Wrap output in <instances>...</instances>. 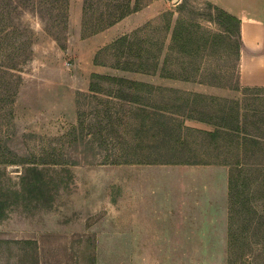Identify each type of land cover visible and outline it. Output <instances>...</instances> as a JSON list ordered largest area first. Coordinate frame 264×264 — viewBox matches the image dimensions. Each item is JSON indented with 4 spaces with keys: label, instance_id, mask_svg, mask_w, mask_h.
Here are the masks:
<instances>
[{
    "label": "rangeland",
    "instance_id": "374dc122",
    "mask_svg": "<svg viewBox=\"0 0 264 264\" xmlns=\"http://www.w3.org/2000/svg\"><path fill=\"white\" fill-rule=\"evenodd\" d=\"M10 1L11 8L16 7L10 17L20 29L17 39L27 40L29 46L17 51L20 59L26 60L21 62V68L13 71L14 76H6V81L12 82L4 93L6 120L0 122V145L3 157L7 155L17 162L0 163V264H264V198L245 196L256 185L248 177L253 166L242 163L234 168L241 171L239 180L237 171H231L234 166L213 162L216 148L196 131L200 129L189 124L185 133L191 141L197 138L199 145H192L187 151L197 155L208 152L206 163L217 167L211 172L216 190L208 189L204 194L223 198L219 186L225 175L226 182L230 175L233 181L238 179L237 192L244 194L236 201L227 189L228 246L222 241L223 232L218 231L215 236L205 238L212 243L216 240L212 250L133 251L130 236L124 235L123 230L105 226L106 217L113 215L116 208L113 203H105L107 194L113 190L105 180L111 167L137 163L134 160L123 163L124 156L119 154L135 151L133 143L138 142L131 137L136 133L134 115L141 113L138 110L141 104L121 102L113 94H107L111 86H104L99 92L90 91L93 73L126 76L153 84L154 92L149 100L145 99L148 107L143 104L144 109L161 111L175 122L186 123L188 115L218 122L224 113L233 114L236 110L239 117L251 118L254 113L256 117L258 113L264 116V89L244 90L240 86L231 55L210 47L204 58L182 66L175 56L167 59L170 33L165 35L161 29L153 32L148 27L146 32L155 33L164 41L161 59L174 78L112 69L114 57L103 49L119 36L147 24L162 27L160 17L165 11H173V24L177 16L175 5L180 0H148L113 25L95 33L89 31L85 36L81 31L83 0H68L66 23H60V29L54 27L52 32L47 27L53 20L46 9L40 11L45 6L38 0ZM186 1L185 11L200 8L207 1L217 5L215 0ZM219 1L225 4L231 0ZM239 1L232 0L236 4ZM3 5L6 0H0V6ZM202 24L211 32L217 30L213 22L204 20ZM107 113L112 117H107ZM120 118L127 125L117 123V131L109 134L101 130L106 121L118 122ZM204 127L201 130L214 128L207 123ZM127 128L131 130L128 132ZM154 129L149 133H156ZM250 131L264 139V130L251 127ZM142 137L145 139L140 143L149 146L142 152L151 155L148 160H159L167 166L173 163L168 162L174 159L171 155L178 153L173 149L182 152L188 148L172 147L162 135L150 145ZM243 149H239L240 154ZM224 152L228 154L230 149L227 151L225 147ZM225 158L228 160L229 156ZM119 175H123L121 171ZM187 177L190 179L189 173ZM245 178L247 182L243 181ZM204 179L209 176L204 175ZM249 185L250 189L245 190ZM191 186L188 183L187 194H194L189 191ZM259 190L264 192L262 187Z\"/></svg>",
    "mask_w": 264,
    "mask_h": 264
},
{
    "label": "trees",
    "instance_id": "16d2710c",
    "mask_svg": "<svg viewBox=\"0 0 264 264\" xmlns=\"http://www.w3.org/2000/svg\"><path fill=\"white\" fill-rule=\"evenodd\" d=\"M38 1L40 5L45 6V8L40 9V11L46 9L49 18L53 20L52 25L47 27L49 31L52 32V29L58 27L60 23H66L68 0ZM147 1L148 0H83L82 35H87L89 31L95 33L113 25L128 14L139 10ZM11 5L12 2L6 0V5L0 6V122L4 119L6 120V95H4V93H6V87L12 82L6 81V76L7 74L14 76L15 74L13 71L21 68V62H25L26 60L25 58L21 60L17 51L22 50L24 47L25 50H27L29 46L27 40L17 39L20 29L18 24L12 22L13 19L10 17L11 11L16 10V7L11 8ZM186 6V0H180L175 5L177 16L173 24V11H165L160 17L163 24L162 27L147 24L134 30L130 34L119 36L108 44L103 50L110 52L114 57V61L111 63L112 69L123 73L158 74L160 77L174 78L173 75L166 71L167 63H165V61L163 62L161 59L164 41L155 33L148 34L146 29L149 27L153 29V32H157L161 29V32H165V35L170 33V44L168 45V51L166 53L167 59L175 56L177 59L181 60L182 66L196 59L204 58L205 52L210 47H216L217 50L226 53L227 56L231 55L235 62L233 66L235 65L236 78L239 82L238 60L241 48L240 20L222 7L208 1L205 2L202 7L195 8L191 11H185V9H187ZM183 12H186L188 15H186V13L184 15ZM204 20L213 22L217 30L211 32L202 24ZM143 32H145L144 37H142ZM6 52L8 53L6 54ZM94 62L98 64L97 59H95ZM16 76L19 77V75ZM91 76L92 81L89 83L90 91L99 92V90H103L104 86H111V89L107 90V94H113V97L121 102L141 104V107L138 109H141V113H135L134 115L136 118L135 126H137L136 133L133 134L134 138L131 137L138 143H133L135 151L132 153L119 154L124 156L123 163H131L133 160L137 163H144V161L145 163H162L155 159L148 160V157L151 155H146L142 152L149 146H144L140 143L141 140L145 139L142 136L148 139L150 145L159 135H162L164 139L170 141L172 147H188L186 150L183 149L182 152H180V149H173V152L176 151L178 153L171 155L174 159L168 161L169 163L173 162L171 164L184 163L191 165L207 164L205 156L210 155L208 152L197 155L193 154L191 151H187L192 145L198 146L199 143H196L197 138L193 141L188 139L190 137L185 133L188 127L184 122H175L174 118H168L161 111L152 108L151 110L144 109L148 107V101L144 104L145 99L149 100L150 94L154 92L152 90L154 88L153 84L113 74L93 73ZM242 88L244 90L264 89V87L246 86ZM14 90L15 89H13V92L11 91L9 97L11 100L15 92ZM143 94H147L146 97H144L145 95ZM253 116L251 118H247V116L239 117V111L236 110L233 111V114L224 113L218 122H211L192 115H188L186 118L201 121L214 127L212 131L196 130L204 134L203 136L207 138L206 140H208V143L216 148L217 152H214L216 154L214 155L215 161L213 162L234 166L231 171H237L239 180H241V171L234 168L240 166L242 163H249L253 166L251 167L252 171L248 174V177L251 179V183L255 182L256 185L251 192H247L249 196H245L262 199L264 198V192L259 190V188H264V139L258 135L259 133H251L250 130L251 127L258 131L264 130V116L261 113H258V117H256V113H254ZM107 117L111 118L112 115L107 113ZM117 120L118 122H114V120L106 121L105 124L102 125L101 130H105L109 134V132H116V127L119 125H127L123 119L120 118ZM260 124H262L261 128ZM151 129L157 130V132L149 133ZM127 130L129 132L131 129L127 128ZM148 133L149 135H146ZM169 141L165 142L168 143ZM225 147L227 151L230 149L228 154L224 152ZM242 148L244 149L240 154L239 152L241 150L239 149ZM232 149H234V153H232ZM223 153L225 155L221 157ZM3 155L0 145V163L17 162L16 159H12L7 155L6 158H4ZM127 155L134 158L130 160L129 157H125ZM225 156H229V159L225 160ZM144 157L147 161L144 160ZM251 160L258 161L255 164L250 162ZM243 172L245 173L246 171L244 170ZM230 174H232V172H230ZM232 178L233 175H230L228 180L230 196L238 201V198H241L244 194L237 192L238 179L236 178L237 180H235V182ZM243 181L247 182L248 180L245 178ZM250 185L249 188L244 186H242V188L244 187L245 190H249ZM253 191L255 193L252 194Z\"/></svg>",
    "mask_w": 264,
    "mask_h": 264
},
{
    "label": "crops",
    "instance_id": "0c3cea01",
    "mask_svg": "<svg viewBox=\"0 0 264 264\" xmlns=\"http://www.w3.org/2000/svg\"><path fill=\"white\" fill-rule=\"evenodd\" d=\"M215 3L240 20V85L264 87V0H241L237 4L232 0L225 4L215 0ZM184 124L206 129L205 123L197 120L188 119ZM199 165L132 163L111 167L105 181L113 190L107 194L105 203H113L116 208L113 215L106 217L105 226L123 230L124 235L130 236L133 251L212 250L216 240L212 243L205 238L215 236L218 231L223 232L225 243L228 181L223 176L224 182L219 186L223 198L204 194L205 190H216L211 172L217 167ZM204 175L209 179H204ZM188 183L194 194H187Z\"/></svg>",
    "mask_w": 264,
    "mask_h": 264
}]
</instances>
